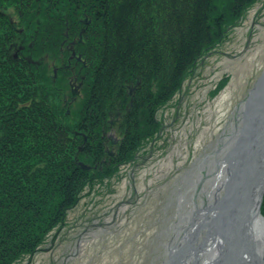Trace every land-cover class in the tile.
<instances>
[{
    "label": "trees",
    "instance_id": "1",
    "mask_svg": "<svg viewBox=\"0 0 264 264\" xmlns=\"http://www.w3.org/2000/svg\"><path fill=\"white\" fill-rule=\"evenodd\" d=\"M256 1L0 0V264L37 252L86 187L136 158L160 132L159 109ZM83 28L85 81L69 102L66 44Z\"/></svg>",
    "mask_w": 264,
    "mask_h": 264
},
{
    "label": "rangeland",
    "instance_id": "2",
    "mask_svg": "<svg viewBox=\"0 0 264 264\" xmlns=\"http://www.w3.org/2000/svg\"><path fill=\"white\" fill-rule=\"evenodd\" d=\"M195 65L159 109L162 127L153 140L112 178L86 187L64 224L14 264H167V246L189 212L214 201V181L225 175L217 171L220 148L263 74L264 0ZM225 75L226 86L212 95Z\"/></svg>",
    "mask_w": 264,
    "mask_h": 264
},
{
    "label": "water",
    "instance_id": "3",
    "mask_svg": "<svg viewBox=\"0 0 264 264\" xmlns=\"http://www.w3.org/2000/svg\"><path fill=\"white\" fill-rule=\"evenodd\" d=\"M262 73L241 103L237 131L228 137L227 146L232 148L223 159L225 175L221 191L206 210L207 223L202 222L205 234L200 243L196 244L197 239L188 248L191 242L183 244V239L192 226L182 227V236L175 233L171 252L169 248L168 264H264V216L260 212L264 195V71ZM250 207L254 212L251 222L257 221L260 238L251 237L248 230L249 239L243 242L241 218Z\"/></svg>",
    "mask_w": 264,
    "mask_h": 264
},
{
    "label": "flooded vegetation",
    "instance_id": "4",
    "mask_svg": "<svg viewBox=\"0 0 264 264\" xmlns=\"http://www.w3.org/2000/svg\"><path fill=\"white\" fill-rule=\"evenodd\" d=\"M83 21L85 22V24L89 23V20H87L86 18ZM83 30L84 28L80 31L78 35L79 36L78 40L77 38L73 37V39L68 40L66 44V48L70 50V55L66 59L67 60L66 66L68 67L67 69L69 70V76H68L69 90L71 92V96L69 97V100H68L69 102L74 101L76 100L77 97L81 96L83 83L85 81L84 80L85 75L83 74L82 69L87 65L86 63L87 59L86 58L84 59L82 57V53L78 52L75 49V45L77 44V42H81V36H82ZM73 50L75 51L74 54H73ZM15 57H16V54H15ZM57 69H58V66L53 67V71L55 70L56 73L58 72ZM135 88L136 87L131 88L129 86L128 94L130 95L134 94V92L136 91ZM109 122H110L109 129L102 131L103 133L102 138H105L103 140V143L105 144V151L109 153V155H113L111 154V152L112 151L114 152V149L120 140V133H119V125L117 123V119H109ZM109 139H110V143L107 144L109 142Z\"/></svg>",
    "mask_w": 264,
    "mask_h": 264
},
{
    "label": "bare ground",
    "instance_id": "5",
    "mask_svg": "<svg viewBox=\"0 0 264 264\" xmlns=\"http://www.w3.org/2000/svg\"><path fill=\"white\" fill-rule=\"evenodd\" d=\"M237 129L238 128L236 127L235 130H234V133L237 131ZM230 148H232L231 145H229V147H228L227 143H226V145H222V147L220 148L221 149L220 152L222 153L223 157L228 155V153L230 151L229 150ZM218 160H219V164H218L219 168L217 169V171H218V173H224V171H223L224 166L223 165H224L225 162H224L223 159H218ZM222 180H223V175L219 176V180L218 181H216V180L214 181L215 183H214L213 193H215V196L219 195V193L221 191L220 187L223 184ZM211 204H213V203H210V205L207 206V207L204 206L202 208L194 209V210H191L189 212V214H188L189 216L187 218V222L188 223H186L185 226H187L188 228H189V226L190 227L192 226L191 227L192 229L186 230V236H184V239H183L184 240L183 244L191 242L190 243V247H188V248H191V245L194 244V242L198 239V237L200 235L199 233H201V230H203V229L205 230L206 229L205 227L202 228V226H203L202 222L207 223V217H206L205 213L207 212L206 210H208V208L211 206ZM252 210L253 209H251V207L249 209L245 210L243 212V216L241 218L240 234H242V236H243V238H242L243 242L244 241L245 242L248 241L249 232L251 234V237L253 236L256 239L260 238V234H259V232L257 230V224H258L257 221H254L256 223L251 222V218H252V215L254 213ZM253 220H254V218H253ZM247 222H248V224H247ZM246 224H247V228H246ZM181 229H182V227H178V229L176 230V234L177 235H179V234L181 235L182 234L181 233ZM248 230H249V232H248ZM202 234H205V233L203 232ZM171 247H172V242H170L168 244V246H167L168 251H169V248H170L169 252H171V250H172Z\"/></svg>",
    "mask_w": 264,
    "mask_h": 264
}]
</instances>
